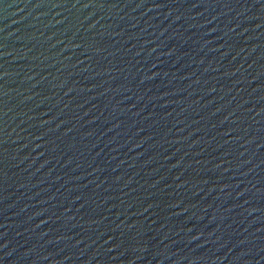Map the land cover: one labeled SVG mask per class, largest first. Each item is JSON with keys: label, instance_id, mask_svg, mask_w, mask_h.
Masks as SVG:
<instances>
[{"label": "water", "instance_id": "obj_1", "mask_svg": "<svg viewBox=\"0 0 264 264\" xmlns=\"http://www.w3.org/2000/svg\"><path fill=\"white\" fill-rule=\"evenodd\" d=\"M0 264H264V0H0Z\"/></svg>", "mask_w": 264, "mask_h": 264}]
</instances>
